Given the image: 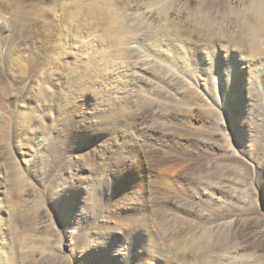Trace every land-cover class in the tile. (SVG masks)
<instances>
[{
	"label": "rangeland",
	"instance_id": "374dc122",
	"mask_svg": "<svg viewBox=\"0 0 264 264\" xmlns=\"http://www.w3.org/2000/svg\"><path fill=\"white\" fill-rule=\"evenodd\" d=\"M78 1L83 2L82 4L87 10L84 8V13L79 15L77 22H74L75 20L72 18V20L69 18L68 21L62 22L68 10L55 3V10L47 12V14L42 13L36 22L32 23L31 27L29 26L30 28H26L27 31L20 46L23 59H25L24 67L29 66L28 70H25L27 73L24 72L26 76L23 78L11 76L7 73L5 66L0 63V207H2L4 219L0 222V264H124L125 252L130 241H135L138 237L147 236L150 233L157 239L160 254L165 257L164 264H264V170L256 166V161L264 147V55L251 58L250 54L242 47L239 53L235 51V58L232 59L235 63L231 61V66L232 69L233 67L236 68L234 72L230 70L231 75H234L235 78L228 82V85L230 83L231 95L228 96L227 100L231 104L235 88L240 87L239 96L244 100L248 96L252 82L256 81L255 86L258 87L257 96L260 102L256 108L257 111H252L251 115L254 116V113L258 115L256 122L259 128L257 132L252 131L251 125L247 122L248 118L246 120L245 117H243L244 120L240 117L236 119L234 111V121L232 122L230 119L233 118L232 114L222 108L219 112V124L222 132L218 131L216 139L219 140L211 141L209 147L210 154H214L217 159L196 163L188 176L193 185L199 186L200 184L198 188L203 189L202 191L207 188L204 191L206 196H209L211 189L212 191L216 190L214 201L217 203H212L208 198H201L199 195L183 194L181 195L183 199L181 204L178 203L175 206L181 210V217H174L177 215L172 214L171 208L169 211L166 210L167 208H163L165 213L168 212V217L164 218L163 221L162 219L155 220L153 219L154 213H152L154 206L149 201L153 196L158 195L157 190L158 193H163L166 190L171 192L169 187H164L161 183L164 180L169 182L170 178V181L173 179L175 176L173 174L174 166L172 163H168L155 167L148 162V155L146 156L143 152L144 146L140 131L136 135L133 133L131 137H134L138 143L137 150L141 155L143 169L137 168L135 157L126 159L123 156L117 164L115 163L117 159H110V161L99 159L98 168L94 169L92 156L84 155V157L73 158L66 153L64 148H59L61 147L60 142L69 133L71 127H75L80 120L86 119L91 111L94 110V116L105 123L109 119L111 120L113 115L127 112L126 105L130 99L132 104L134 101L137 102L139 106L136 108L138 110L142 105L138 102V97L142 94L141 89H139L140 81L137 89H133L132 86L128 92L124 88L127 79L131 76L134 81L140 79L139 69L134 63L136 60H141L140 55L138 58L136 53H132L129 59L127 57L117 59L118 57L114 56L115 53L112 54L111 52L113 41L104 38L107 25L100 11L90 5L92 0ZM116 1L124 11V18L128 27L135 36L138 35L130 45L133 47L140 44L146 45L150 35L145 34V32L141 33L139 30L140 28L133 16L135 6L127 5L125 0ZM250 1L240 0L238 7L244 8V5ZM12 4L10 0H0V9L14 12L16 11L15 8L10 7ZM44 18L49 22L47 24L48 30L45 32ZM86 19L88 26L85 25ZM63 25L66 28L71 26L72 32L70 31V34H63V31L60 34L57 33L58 30L65 28ZM59 27L60 29H58ZM13 29V27H8L5 30L4 28L0 29V42L11 37ZM262 30V35L259 38L264 41V28ZM47 32L53 36L45 42L44 34ZM58 35H62L59 39L64 41L68 55L66 57L65 55L62 57L58 55L65 66L60 74L51 76L48 80L43 79V85L47 94L49 93L48 97L53 100L57 95V89L62 87L63 79L74 75L75 72L72 73L71 66L75 62L80 64L76 67L79 77L71 89L64 91L67 100H61L58 103L46 102L43 99L38 100L36 91L31 89L29 83L34 84L32 80L35 76L43 78L44 59L47 58ZM153 36L161 39L162 33L159 32L156 35L153 33ZM76 45H83L86 51L85 48L76 49ZM33 46L45 48L40 53L41 59L37 65L34 59L35 53L31 50ZM199 46L201 49L207 48L206 43ZM229 49L227 51L230 52L232 48ZM156 50L165 54L167 46H158ZM89 51L90 57L87 56ZM92 57L96 61L93 68L88 72L84 64L88 63L89 58ZM218 60L223 64L227 61L223 54ZM127 61L132 66L131 71L129 69L128 72L124 68ZM90 66L88 64L89 68ZM188 67L192 70L193 64H189ZM35 68L36 70H34ZM169 69L176 74L181 73L179 77L202 96L199 102L201 104L198 105L199 108L193 104L194 102L187 105V109L193 113L188 115L186 119L190 123L196 124V113L200 112L199 109L202 110L204 103H209L212 97L203 89L205 76L198 69L194 74L186 70L181 72L173 67H169ZM50 72H54V69H51ZM224 74L226 75L228 72H224ZM185 78L188 80L185 81ZM216 85L219 86V99L224 101L220 80L216 82ZM30 89L32 93L28 94ZM236 92L238 93V90ZM192 106L193 109H191ZM31 107L35 108L34 113L25 124H22V121L19 120L21 112H28ZM248 111L249 107H244V115ZM138 124V130H140V123ZM205 124V126H211L212 122L209 121ZM232 125L235 126V129H232ZM93 134L91 133L90 137ZM223 135H226V139L234 144L237 155L245 163L244 165L234 168L223 161L229 155V149ZM259 136L261 137L259 138ZM98 137L101 136H94L92 140L87 141L90 150L100 141ZM104 137L105 142H110L114 135ZM256 137L259 140H255ZM249 141H258L260 146V149L253 153L254 158L253 156L250 158L249 153H246L248 148L245 145ZM183 144H186V141ZM50 152L56 155L57 163L54 165H52L54 160H52ZM72 152H76V149H73ZM199 156V153L192 155V157ZM13 158L18 163L20 173L11 169L14 168L11 165ZM153 158L158 159L159 157L154 155ZM105 161L106 163L103 164ZM70 162H74V165H71V169H67ZM247 165L251 167V173L246 170ZM49 169L50 171L47 172L46 170ZM113 171L114 174H112ZM256 171L261 175L257 176ZM153 174L157 176V179L154 178ZM18 175H22L26 181L22 185L17 183ZM71 175L77 180L76 187L71 189L64 186L65 195L61 196L58 201L52 199L50 194L59 185L58 183H64L65 180L69 181ZM92 176H101L105 183L108 180L110 185L106 190L107 194L105 193L94 206L93 213H97L99 209L104 207L106 201L111 199L105 208L121 213V216L117 218L118 220H109L104 216L95 222L93 219L81 220L82 218L78 216L79 210L82 209L83 205L85 207V203L91 194L89 181ZM155 179L162 180H159L160 184H157L153 182ZM159 185L160 189L156 187ZM144 186L147 187L145 199L148 219L137 221L136 218H133L132 205L129 206L126 203L128 201L126 195H131ZM161 187L165 189L162 190ZM173 187L175 188V185ZM222 211L230 216L229 220H218L212 216ZM68 212L70 214L72 212L73 215L71 216L75 218L74 226L76 229H71L72 224L66 222V219L65 221L61 219V216ZM18 214L22 217L19 223L14 221V217ZM80 214L84 216V214ZM134 254L135 258H139L141 251H135ZM148 262L149 260L143 261L144 264ZM149 264H162V260L154 259Z\"/></svg>",
	"mask_w": 264,
	"mask_h": 264
},
{
	"label": "bare ground",
	"instance_id": "6f19581e",
	"mask_svg": "<svg viewBox=\"0 0 264 264\" xmlns=\"http://www.w3.org/2000/svg\"><path fill=\"white\" fill-rule=\"evenodd\" d=\"M10 1L11 3H13L12 5H19V15L15 20L8 17L0 19V29L4 28L5 30L8 27L14 28L13 35L0 42V63L5 66V68L7 69V73H9L11 76L23 78L24 76H26L25 73H27L25 72V70L29 68V66L24 67L25 59H23V53L20 47L21 41L23 42L24 36L27 31L26 28L29 26L31 27V24L36 22V19L42 13L47 14V12H52V10H55V3L59 4L60 7L68 10L67 15L62 20V22L65 20L68 21L67 19L69 18H72L73 20H75L74 22H77L81 14L84 13L85 7L82 4L83 2L81 3L78 0ZM125 1H127V5L135 6L133 16L140 28L139 30L141 31V33L145 32V34L147 33L148 35H150L148 36L150 37L148 40L149 42L146 45L140 44L136 47L130 45L133 39L138 37V35L135 36L132 33L131 29L128 27L127 22L124 18V11L121 9L120 4L116 0H92L90 2V5L100 11L103 16V20L106 22L107 27L104 33V38H109L111 41H113L111 51L112 54L114 52V56L118 57L117 59H124L126 57L127 59H129L130 54L132 53H136L138 58L139 55L141 57V60H136L134 62L137 66L136 68L139 69L140 79L134 81L131 76V78L127 79L126 86L124 87L128 90V92H130L132 86L133 89H137L138 82L140 81L141 86L139 85V89H141L142 94L138 97V102L142 104L140 106L141 108L138 110L136 108L137 106H139L137 105V102L134 101V103L132 104L130 99L129 103H127L126 105L127 112L113 115L111 120L109 119L105 123L101 121L97 116H94L95 114L93 110L90 112L89 116L86 117V119L80 120V122L77 123L75 127H71L69 133L65 135V137H63L62 139V142H60L61 147L59 148H64L66 153H68L73 158H76L77 156L84 157V155H88L90 157L92 156L94 169L98 168L97 163H100L98 162L99 159L106 161H110V159H117V161L114 160L117 164L120 161L121 156L126 159H132L133 157H135L137 160L134 161L137 165V168L143 169L141 155L137 150L138 143L134 137H131L133 133L136 135L137 132L140 131V134L142 133V145L144 146L143 152L146 154V156L148 155V162L152 163L155 167L161 164L163 165L168 163H172V165L174 166L173 174L175 176L173 177V179L170 181V178L169 182H165L164 180L161 183V185H163L164 187H169L171 189V192L166 190L163 193H158V190L156 189V193L158 195L153 196V198H151V201H149L154 206L152 212L154 213L153 219H162L163 221L164 218L168 217V212L165 213L166 211L164 210L166 208V210L168 211L169 208H171L170 210L173 211L172 214L177 215L174 217H181V210L175 206L178 203L181 204L180 202L181 200H183L181 195L183 194L187 195V193H191L192 195H199L201 198H208L212 203H217V201H214L216 190L212 191L211 189L209 192V196H206L204 191L207 190V188L202 191L203 189L201 190L198 188L200 184L199 186L193 185L189 181L188 176L191 174V171H193L192 169L194 168V165L196 163L204 160L215 161L217 159L214 154H210L211 152H209V147L211 141H213L214 139L215 141L217 140L216 136L218 131L222 132L219 124V112L220 110H222V108L226 109L227 112L229 111V113L232 114L233 118H230L232 122L234 121L235 111L236 119H239V117L243 119V117H245L244 119L246 120L248 118L247 122H249V125H251V129L253 132H257L259 128V125L256 122L258 115H256L254 112V116L251 115V112L256 110L260 102V99L257 96L258 87L255 86L256 81H251L252 87H250L251 89H249L250 91L248 92V96H246V99L242 100L243 98L239 96L241 93L240 87H238L237 89L235 88V90L233 91L231 104L228 103L227 99L228 96L231 95L230 83L228 85V82H231L235 78L234 75H231V73L234 72L236 68L233 67L232 69L231 66V61H233L232 59L235 58V51L239 53L242 47L247 53L250 54L249 56L251 58L264 55V48H262V45H264V41H261L259 38L262 35L261 31H263L262 29L264 28V0H251L247 5H244V8L238 7L240 6V0ZM2 9H0V13L8 12L6 10V7V11H3ZM48 23V20L44 18V32L48 30ZM64 27L65 28L62 27L63 29L58 30L57 33L60 34V32L62 33L63 31V34H70L71 26L70 28H66V26ZM58 29H60V27ZM159 32L162 33L161 39L153 36V33H155L156 35ZM62 35H58V38L55 39L54 45H52V47L50 48L47 58L44 59V69L42 76L43 78L41 79V76H35V78L33 77L32 80L34 84L32 85V83H29V85L31 84V89H34L36 91L38 100L43 99L46 102L53 101L56 103L61 102V100H67L65 95L66 93H64V91L67 89H71L72 85L77 81L79 77V73L76 72V67H78L80 64L75 62L73 66H71V71H73L72 73L75 72L74 75L72 77H68L67 79H63L62 87L57 89V95H55V98L53 100L48 97L49 93L47 94L43 82L44 80H48V78L51 76L60 74V72L64 70V62L59 58L64 55L65 57L66 55H68L66 54L67 51L64 41H60L59 39V37H61ZM52 36L53 34H49L47 32L46 34H44V41H49L50 37L52 38ZM203 43L207 44L206 49L200 48L199 45H204ZM163 45L167 46V52L165 54H161L160 51L156 50V47ZM75 48L83 49L85 47H83V45H76ZM228 48H232V50L229 52L227 51ZM44 49L45 48L42 46L32 47L31 50L35 53L34 59L36 60V65L38 64L39 59H41L40 53L43 52ZM87 53L89 54L87 56L90 57V51ZM221 54H223L227 59L225 64L220 63L218 60ZM58 55L60 57H58ZM56 57L58 58L56 59ZM95 61L96 59L94 57L89 58V62L84 64L86 71L89 72L91 68H93ZM233 62L235 63V61ZM88 64L91 65L90 68L88 67ZM189 64H193L192 70L188 69ZM31 67H33V65H31ZM169 67H173L175 70L177 69L181 72L186 70L187 72H190L192 74H194L198 69L199 72L203 73L205 76V79L203 81V89L210 93L212 97L210 98L209 103H204V107L202 108V110L199 109L200 112L196 113V124L190 123L186 119L188 115H192L193 113V111H189L187 109V105L194 102L193 104L198 107V105L201 104H199V102L202 96H200L198 92L194 91L192 87L190 88L189 85L179 77L181 73L176 74L174 72H171ZM36 68L34 70H36ZM124 68L126 69L125 71L128 72L129 69L131 71L132 66L127 61ZM51 69H54V72H50ZM224 72H228V74L225 75ZM183 75L182 77L184 78ZM187 80L188 79L185 78V81ZM219 80L221 82V90L225 98L224 101H220L218 96L219 86L216 85V82H218ZM31 89L28 94L32 93ZM237 90L238 93L236 92ZM187 94H189V96H187ZM25 97L28 98V96ZM244 107H249V111L246 115H244ZM191 109H193V106ZM34 111L35 108L31 107L29 108L28 112H21L19 120L22 121V124H25L27 122ZM209 121L212 122V125L205 126V123H208ZM138 123H140L141 126L140 130H138ZM232 127V129H235L234 125H232ZM91 133L94 134L90 137ZM98 135L101 136L98 137L100 138V141L97 144L95 143L96 145L92 146V149L90 150L88 148L87 141L92 140L94 136ZM108 135H114V137L112 138V140H110V142L107 141V143L104 140V136L107 137ZM223 136L225 137L229 149V155L224 158L223 161L228 163L230 166H233L234 168L241 166L242 164L244 165L245 163L237 155V149L235 150L234 144H232L230 140L226 139V135ZM260 137L261 136H259V138ZM259 138L256 137L255 140H259ZM60 140L61 139L59 138V141ZM184 141H186V144H183ZM258 144V141H249L245 145L246 148H248L246 153H249L250 158H252V156L254 158L255 155L253 153H256L257 150L260 149V146ZM73 149H76V152L73 153ZM262 149L263 151L256 161V166H258L259 169L264 170V147ZM194 153H199L200 156L192 157ZM154 155L158 156L159 158L154 159ZM51 156L52 160H54L52 162V165H54L57 163L56 155L53 153ZM106 161L103 164H105ZM11 165L14 166V168L12 167L11 169L16 170L18 173H20L18 163L16 162V160H14V158L11 162ZM71 165H74V162H70L67 169H71ZM243 170H245V168H243ZM246 170L250 173L252 171L251 167L249 166ZM46 171L49 172L50 169ZM256 173L257 176L261 175L257 171ZM112 174H114V171L112 172ZM156 177L157 176H155L154 178ZM156 179L155 181H152L160 184L159 180L162 179ZM76 181L77 180L74 179L72 175L70 176L69 181L65 180L64 183L58 181L60 182L58 183L59 185H57L54 191L52 190L53 192L50 194L52 196V199L58 201L61 196L65 195L64 186H68L69 188L74 189L77 185ZM25 182L26 181L24 180L22 175H18L17 183L19 185H22ZM89 182L91 186V194L88 197V201L85 203V207L81 204L82 209H80L78 212V216L82 218L81 220L89 221L90 219H93L96 222L100 219V217L104 216L109 220H118L117 218L121 216V213L117 211L114 212L111 210H106L105 208L106 206H108L107 203H110L111 199L107 200L104 207L99 209L97 213H93L94 206L101 200V197L105 195L107 188L110 187V185L108 184V180H106L105 183L103 177L92 176ZM174 185L175 188L173 187ZM156 187L160 189V185L159 187ZM162 187V190L165 189ZM146 188L144 186L133 194L126 195V198L128 200L126 203H128L127 205L129 206L132 205V209L134 210L133 218H136L135 220L137 221H145L144 219H148L145 199V192L147 190ZM231 201L233 202L232 199ZM2 213L3 210L2 207H0V222L4 221ZM80 213L84 214V216H81ZM71 215H73L72 212L71 214L70 212L65 213L61 216V219L64 221L66 219V222L68 221L69 224H72L71 229H76V227L74 226L76 222L75 218H72ZM212 216H214L215 219L217 218L218 220L230 219V216L225 213V211H222L218 214H213ZM169 219H171L170 216ZM20 220H22V217L19 214L14 217L15 222L19 223L21 222ZM159 248L160 247L157 243V239L153 234L150 233L147 234V236L143 235L141 237H138L135 241H130L128 249L125 252L124 264H138L140 262L141 264H144L145 262L143 263V261L147 260H149V262L147 263L149 264L154 259H161L162 264H164L165 257L160 254ZM138 250L141 251V255L139 258H135L134 252H138Z\"/></svg>",
	"mask_w": 264,
	"mask_h": 264
},
{
	"label": "clouds",
	"instance_id": "9594fccd",
	"mask_svg": "<svg viewBox=\"0 0 264 264\" xmlns=\"http://www.w3.org/2000/svg\"><path fill=\"white\" fill-rule=\"evenodd\" d=\"M10 7L15 8L16 11H14V12H2V13H0V19L5 18V17H8V18L13 19V20L17 19L18 15H19V5L14 4V5H10ZM85 25L88 26L87 19L85 21ZM93 39H95V38H93Z\"/></svg>",
	"mask_w": 264,
	"mask_h": 264
}]
</instances>
